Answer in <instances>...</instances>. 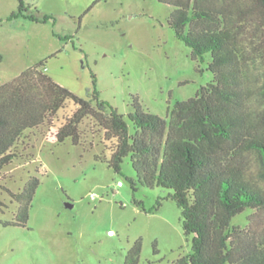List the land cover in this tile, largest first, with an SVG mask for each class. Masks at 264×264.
<instances>
[{
    "label": "rangeland",
    "instance_id": "374dc122",
    "mask_svg": "<svg viewBox=\"0 0 264 264\" xmlns=\"http://www.w3.org/2000/svg\"><path fill=\"white\" fill-rule=\"evenodd\" d=\"M24 5L27 14L49 16L54 23L6 21L17 0H0V85L43 62L44 73L79 98L91 100L95 90L124 116L136 98L142 111L165 117L175 102L194 97L212 79L207 61H191L189 48L168 26L172 8L157 0H24ZM71 110L67 105L29 134L33 148L20 144L18 158L0 175V264H124L137 239L139 264H172L189 253L191 243L173 201L162 200L150 214L132 203L142 201L150 210L167 191L132 192L129 159L120 173L96 160L109 153L92 121L81 125L84 144L55 141L56 128ZM33 177L39 184L27 223L6 226L15 221L18 207L6 190L20 193ZM249 214L231 224L244 226Z\"/></svg>",
    "mask_w": 264,
    "mask_h": 264
},
{
    "label": "trees",
    "instance_id": "16d2710c",
    "mask_svg": "<svg viewBox=\"0 0 264 264\" xmlns=\"http://www.w3.org/2000/svg\"><path fill=\"white\" fill-rule=\"evenodd\" d=\"M157 1L172 8L168 26L189 48L191 61H207L211 81L194 97L175 102L165 117L142 111L136 98L124 116L95 90L91 100L79 98L39 62L0 85V175L18 158L20 144L33 148L29 134L71 105L56 128L57 143L84 144L81 125L92 121L109 153L96 160L120 173L129 159L132 192L167 191L150 210L134 198L133 205L146 214L162 200L177 205L191 250L172 264H264V0ZM18 18L54 23L27 14L24 0H17L6 21ZM38 184L33 177L20 193L6 190L18 206L15 221L6 226H25ZM247 210L244 226L231 224ZM141 250L137 239L124 264H139Z\"/></svg>",
    "mask_w": 264,
    "mask_h": 264
},
{
    "label": "built area",
    "instance_id": "2783aa9c",
    "mask_svg": "<svg viewBox=\"0 0 264 264\" xmlns=\"http://www.w3.org/2000/svg\"><path fill=\"white\" fill-rule=\"evenodd\" d=\"M44 71H45V70H44ZM117 186H118V187L122 186V183H121V182H118V183H117ZM89 199H90V201H95L96 197H95L94 194H92V195L89 197ZM111 234H112V233L109 232V235H111Z\"/></svg>",
    "mask_w": 264,
    "mask_h": 264
},
{
    "label": "water",
    "instance_id": "95a60500",
    "mask_svg": "<svg viewBox=\"0 0 264 264\" xmlns=\"http://www.w3.org/2000/svg\"><path fill=\"white\" fill-rule=\"evenodd\" d=\"M65 207L70 209V208H72V204L66 203Z\"/></svg>",
    "mask_w": 264,
    "mask_h": 264
}]
</instances>
